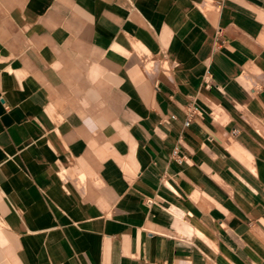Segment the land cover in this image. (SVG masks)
Wrapping results in <instances>:
<instances>
[{
    "label": "crops",
    "instance_id": "obj_1",
    "mask_svg": "<svg viewBox=\"0 0 264 264\" xmlns=\"http://www.w3.org/2000/svg\"><path fill=\"white\" fill-rule=\"evenodd\" d=\"M0 264H264V0H0Z\"/></svg>",
    "mask_w": 264,
    "mask_h": 264
},
{
    "label": "built area",
    "instance_id": "obj_2",
    "mask_svg": "<svg viewBox=\"0 0 264 264\" xmlns=\"http://www.w3.org/2000/svg\"><path fill=\"white\" fill-rule=\"evenodd\" d=\"M190 123V119L187 120L186 124L188 125Z\"/></svg>",
    "mask_w": 264,
    "mask_h": 264
}]
</instances>
